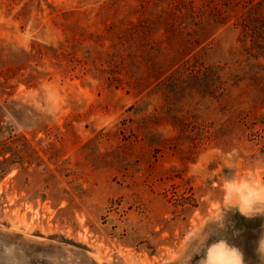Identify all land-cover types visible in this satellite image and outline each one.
<instances>
[{"label": "rangeland", "instance_id": "obj_1", "mask_svg": "<svg viewBox=\"0 0 264 264\" xmlns=\"http://www.w3.org/2000/svg\"><path fill=\"white\" fill-rule=\"evenodd\" d=\"M172 1L0 0V264H264V0Z\"/></svg>", "mask_w": 264, "mask_h": 264}, {"label": "trees", "instance_id": "obj_2", "mask_svg": "<svg viewBox=\"0 0 264 264\" xmlns=\"http://www.w3.org/2000/svg\"><path fill=\"white\" fill-rule=\"evenodd\" d=\"M194 0H173L172 2H170L172 5V7L170 8L169 11H165L164 13L167 16H172L174 17L176 20H178V22H183L188 20V18L191 17H195L196 15L194 14L193 8L196 9V7L194 6ZM253 1H249L248 4L252 3ZM222 2L219 0L213 1V2H205L202 0L201 5L198 7V10H196L195 12L197 13V16L199 12H208L211 11V13H215L213 14V16L215 17V19H217L218 17H224L225 11L222 10ZM209 5V6H207ZM253 8V7H252ZM239 13V12H238ZM226 17V16H225ZM235 24V23H234ZM239 27L240 28V32L242 31L244 33L245 36L249 37L250 40H252V43H254L255 38V34H256V25L255 23H251V21L246 17H243V19L241 20V22L239 21ZM180 27V26H179ZM238 27H235V29H237ZM204 33V32H203ZM206 35V34H205ZM183 47H185L186 45H182ZM241 220L243 222H248L249 219L245 218V217H241ZM252 221V220H250ZM246 234V232H243V234L240 236L243 238V236ZM238 247L241 249L243 256L246 258L247 257V251L245 250V246L241 247L240 245H238Z\"/></svg>", "mask_w": 264, "mask_h": 264}, {"label": "bare ground", "instance_id": "obj_3", "mask_svg": "<svg viewBox=\"0 0 264 264\" xmlns=\"http://www.w3.org/2000/svg\"><path fill=\"white\" fill-rule=\"evenodd\" d=\"M217 249H218V248H217ZM213 250L216 251V249H213ZM217 251H218V250H217ZM212 252H213V251H212ZM222 252H224V251L222 250ZM220 253H221V251H220ZM225 253H231V252H227V251H226ZM214 254H215V253H214ZM218 254H219V253H218ZM232 254H233V253H232ZM232 254H228V255H232ZM219 255H220V254H219ZM214 257H215V256H214ZM224 257H225V256H224ZM226 257H227V255H226ZM226 257H225V258H226ZM228 257H232V256H228ZM222 258H223V256H222ZM212 259H213L212 261L210 260L211 263H213V264H220V263H219L220 261H219L218 259H216V258L214 259L213 256H212ZM225 260H226V261H225L223 264H236V262H235L234 259L227 258V259H225Z\"/></svg>", "mask_w": 264, "mask_h": 264}, {"label": "clouds", "instance_id": "obj_4", "mask_svg": "<svg viewBox=\"0 0 264 264\" xmlns=\"http://www.w3.org/2000/svg\"><path fill=\"white\" fill-rule=\"evenodd\" d=\"M232 251L235 252V254H236L237 256H240V261H238L237 264H241V262H242V256H241V254L239 253V251L236 250V249H232Z\"/></svg>", "mask_w": 264, "mask_h": 264}]
</instances>
